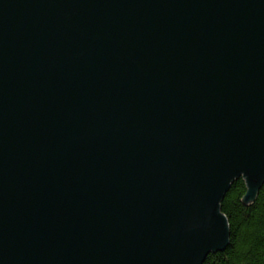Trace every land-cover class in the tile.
I'll list each match as a JSON object with an SVG mask.
<instances>
[{"label":"water","instance_id":"1","mask_svg":"<svg viewBox=\"0 0 264 264\" xmlns=\"http://www.w3.org/2000/svg\"><path fill=\"white\" fill-rule=\"evenodd\" d=\"M264 183V0H0V264H203Z\"/></svg>","mask_w":264,"mask_h":264},{"label":"trees","instance_id":"2","mask_svg":"<svg viewBox=\"0 0 264 264\" xmlns=\"http://www.w3.org/2000/svg\"><path fill=\"white\" fill-rule=\"evenodd\" d=\"M248 187L235 179L220 202V213L229 226V245L211 253L203 264H264V183L254 201L246 203Z\"/></svg>","mask_w":264,"mask_h":264}]
</instances>
